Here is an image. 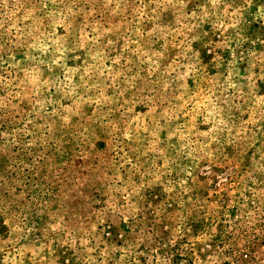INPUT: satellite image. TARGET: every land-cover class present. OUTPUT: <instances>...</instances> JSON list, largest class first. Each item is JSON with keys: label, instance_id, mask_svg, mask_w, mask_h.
<instances>
[{"label": "rangeland", "instance_id": "rangeland-1", "mask_svg": "<svg viewBox=\"0 0 264 264\" xmlns=\"http://www.w3.org/2000/svg\"><path fill=\"white\" fill-rule=\"evenodd\" d=\"M0 264H264V0H0Z\"/></svg>", "mask_w": 264, "mask_h": 264}]
</instances>
